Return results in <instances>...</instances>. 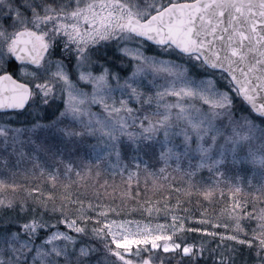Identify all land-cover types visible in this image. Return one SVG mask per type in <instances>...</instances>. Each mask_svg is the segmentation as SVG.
Instances as JSON below:
<instances>
[{
	"label": "snow or ice",
	"instance_id": "snow-or-ice-1",
	"mask_svg": "<svg viewBox=\"0 0 264 264\" xmlns=\"http://www.w3.org/2000/svg\"><path fill=\"white\" fill-rule=\"evenodd\" d=\"M80 150L137 186L182 172L176 197L145 209L164 222L33 188L0 199V264H264V207L240 186L223 224L180 198L211 200L240 171L264 193V0H0V171L14 158L43 173L45 154L55 184L79 175Z\"/></svg>",
	"mask_w": 264,
	"mask_h": 264
},
{
	"label": "trees",
	"instance_id": "trees-1",
	"mask_svg": "<svg viewBox=\"0 0 264 264\" xmlns=\"http://www.w3.org/2000/svg\"><path fill=\"white\" fill-rule=\"evenodd\" d=\"M65 154L68 153L65 152ZM84 160L82 158V163ZM76 164L79 175L75 172L70 177L61 174L55 184L49 178L48 172H54L58 166L57 163L53 167L44 165L47 171L43 173L40 171L39 166L33 168V163L30 164L29 161L22 162L19 165H10L14 174L0 171V180H4V182H0V199L27 197L31 202L33 193L30 190L39 188L40 191L36 192L35 195L48 198L49 193H51L57 204L63 201L66 206L73 208L77 206L75 204L77 199L83 200L85 205L89 201L97 205H110L112 208L117 209V214L111 218L121 219L129 214L144 216L147 207L167 204L170 198L174 199L176 197L175 188L182 187V182L185 181L184 176L182 180L174 181V176L167 173L163 176H154L149 171H142L137 186L135 182H129L125 177L113 174L104 167V162L102 164L92 162L89 166L84 167L76 160ZM62 167L60 165L61 173H63ZM225 193L221 195L215 190L213 199L209 200L198 189H189L187 192H182L180 198L188 199L190 196L192 204L198 210L207 212L210 216H219L218 222L223 224L228 222V217L227 215H220V213L230 211L234 203V197L227 195V192ZM69 201L72 202L70 205ZM255 205L257 208L263 206L262 203L258 205L255 203ZM216 222V220L213 221V223ZM258 223L259 221L253 217L248 222V226L256 228ZM197 224L198 222L192 221L191 218L188 221L190 229L196 227ZM189 235H192V233L189 232ZM195 235L200 236L202 234L197 233ZM168 258L172 261V264H176V257L170 256Z\"/></svg>",
	"mask_w": 264,
	"mask_h": 264
},
{
	"label": "rangeland",
	"instance_id": "rangeland-1",
	"mask_svg": "<svg viewBox=\"0 0 264 264\" xmlns=\"http://www.w3.org/2000/svg\"><path fill=\"white\" fill-rule=\"evenodd\" d=\"M117 95H119V93H117ZM69 147H71V146L69 145ZM64 155H65V158H67L68 154L64 153ZM94 155H95L94 153H91V154L86 153L83 150H80L76 153H73L74 157L75 156H82V158L85 159L83 163H82V158L77 159L80 164L84 165V167L89 166V164H91L92 162L99 163V164H102L104 162V161H96L95 159H93ZM40 160L43 162L44 165H47L50 167H53L55 164L53 161V158L48 156V155H45V154L40 155ZM29 162H30V164L33 163L31 161H29ZM14 164H15V159L13 161H11L10 165L12 166ZM104 164H105L104 167H106V162H104ZM166 173L169 174L170 176L173 175L174 181L182 180V178L184 176V174L182 172H180L179 170L169 169L168 172H166ZM205 176L207 177V173H205ZM237 176L242 177L243 179L238 182ZM1 181L4 182L3 179H1L0 182ZM211 182H212L211 180L208 181L209 184ZM259 183H260L259 176L252 178L250 173H248L247 171H240L238 173L229 172L228 175H226L223 178V180L216 187L215 190H217L219 193H221V191H222L223 194H226L225 192H227V195L233 197V186L234 185L240 186L241 191L235 192V194H234L235 199L239 200L240 198H244L245 200L255 201V203L257 205L259 203H262L263 206H260V208H261V207H264V193H261L258 190ZM0 194H1V192H0ZM140 215H142V214H140ZM160 216L163 217L164 213L161 212ZM121 219L129 220V221H133V222H139L141 225H143L145 223V221H150L153 226H155L157 223H163L164 222L163 219L158 218L155 214H153L151 217H149L148 213L146 211L144 212V216L129 214L128 216L121 218ZM133 230H134V227H133Z\"/></svg>",
	"mask_w": 264,
	"mask_h": 264
}]
</instances>
